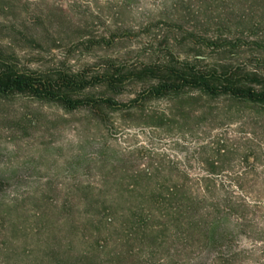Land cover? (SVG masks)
Here are the masks:
<instances>
[{
  "label": "rangeland",
  "instance_id": "374dc122",
  "mask_svg": "<svg viewBox=\"0 0 264 264\" xmlns=\"http://www.w3.org/2000/svg\"><path fill=\"white\" fill-rule=\"evenodd\" d=\"M178 16L195 35L186 49H171L176 57L199 67L264 69V49L235 46L247 22L252 34L243 36L264 40V0H0V45L10 44L1 50L32 69L133 70L157 61L163 49L150 42L170 34L168 21ZM209 36L236 40L211 49ZM140 87L129 82L112 96L127 105ZM92 91L111 95L102 86ZM166 106L149 102L100 120L26 96L0 99V264H264V113L227 111L217 99L206 119L199 110L155 123ZM203 178L249 208L239 218L202 212L200 224L125 228L128 236L118 224L86 223L84 198L127 199L163 181L193 187ZM93 231L99 244L91 248L83 236Z\"/></svg>",
  "mask_w": 264,
  "mask_h": 264
},
{
  "label": "trees",
  "instance_id": "16d2710c",
  "mask_svg": "<svg viewBox=\"0 0 264 264\" xmlns=\"http://www.w3.org/2000/svg\"><path fill=\"white\" fill-rule=\"evenodd\" d=\"M183 17L178 16L168 21L170 34L155 35L151 40V49H163L157 61L145 63L133 70L108 67L94 72L85 68L71 69L64 66L32 69L21 65L14 55L1 50L11 49L10 44L0 45V99L26 96L55 106L64 113L84 110L100 120L108 112H130L133 109L143 111L145 104L149 102H165L166 108L159 115L151 117L155 123L168 117L184 119L199 110L202 113L201 118L206 119V112L213 111L212 103L217 99H222L227 111L234 108L237 112L247 110L264 113V69L238 66L199 67L174 55L171 49H186L185 40L193 44L191 39L195 31L193 27L185 26L187 23ZM226 24L225 22L224 25ZM222 29L224 32L225 29L231 30L229 26ZM252 30L250 22H247L242 27L239 35L241 37H237L238 44L232 45L264 49L262 38L243 36L244 32L252 34ZM85 38L88 39L81 43L89 45L91 37L85 35ZM205 40L211 49L228 48L233 41L231 37L218 39L217 36H209ZM129 82L138 83L141 87L127 105L117 103L112 95L121 91ZM98 86H102L111 95L105 93L100 96L94 93L93 88ZM189 184L181 179L163 181L153 191L127 199L96 195L84 198L85 212L90 214L86 217V223L95 230L99 229L96 225L101 223L106 230L118 224L125 236H128L125 228L133 230L143 226L160 228L168 224H200L205 214L202 212L226 213L239 218V214L249 208L245 201L227 192L223 183L212 178L199 179L193 183V187ZM228 184L229 187H241L243 182ZM130 200L134 202L131 203ZM120 207L123 209L121 212L117 210ZM155 212L157 217L154 216ZM197 212L200 213L198 220L193 217ZM126 213L128 214L125 215ZM219 218L215 217L212 225L217 224ZM242 219L241 217L240 220ZM82 229L85 230V227ZM94 232L88 237L83 236L84 243L89 247L99 244ZM105 236L107 239L111 234L106 233ZM54 238L56 236L52 234V238H47V241Z\"/></svg>",
  "mask_w": 264,
  "mask_h": 264
}]
</instances>
